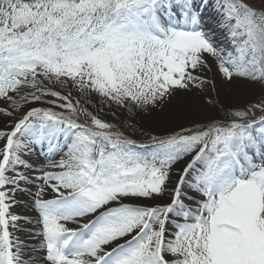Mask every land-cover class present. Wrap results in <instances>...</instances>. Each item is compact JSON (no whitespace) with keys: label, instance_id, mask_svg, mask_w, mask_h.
<instances>
[{"label":"snow or ice","instance_id":"6c2138e0","mask_svg":"<svg viewBox=\"0 0 264 264\" xmlns=\"http://www.w3.org/2000/svg\"><path fill=\"white\" fill-rule=\"evenodd\" d=\"M245 85L264 0H0V264H264V97L214 114Z\"/></svg>","mask_w":264,"mask_h":264},{"label":"rangeland","instance_id":"374dc122","mask_svg":"<svg viewBox=\"0 0 264 264\" xmlns=\"http://www.w3.org/2000/svg\"><path fill=\"white\" fill-rule=\"evenodd\" d=\"M259 2L260 0H257V3ZM213 3H215V0H213ZM208 12L210 14L212 13L211 7L208 9ZM216 35L219 40H223V34L219 29H217ZM209 75H211V73ZM56 87L58 88V86ZM225 88L237 92L239 94V99L235 100L234 103L230 105L219 103L214 114L221 118L225 117V114L231 110L250 107L252 104L258 102L262 97H264V92L261 91L259 86L252 87L245 85L243 88ZM76 95L77 94L74 93V97ZM212 95L213 98H215V92H213ZM202 103L203 101H201L199 95L195 93L173 99L167 106H165L163 112L158 111L155 113L159 118L158 127H151L148 125V123L143 117H137V128H142L146 132H152L153 134H156L158 132L162 133L169 128H177L179 124H184L185 126H188L191 124V121L194 116L197 119H203L204 115L198 113L197 111V106ZM81 104H85V100L83 98H81ZM101 115L104 116V118L108 119L109 122H113V117L111 116V113H102ZM129 122L130 121L126 120V123ZM129 131L134 132V135L137 138L147 140V136L143 135L141 131L136 129H130ZM23 210V206L16 209V211L18 212H22Z\"/></svg>","mask_w":264,"mask_h":264},{"label":"bare ground","instance_id":"6f19581e","mask_svg":"<svg viewBox=\"0 0 264 264\" xmlns=\"http://www.w3.org/2000/svg\"><path fill=\"white\" fill-rule=\"evenodd\" d=\"M213 24H214V22H213ZM237 99H239V94L237 92H234V91L229 90L227 88L221 89L220 96H219V103H224V104L230 105V104H233L234 101ZM197 111H198V113L204 115L202 110L197 109ZM143 118L145 119V121L148 123L149 126H151V127H158L159 126V118L157 117V115L155 113L152 116H148L145 114V115H143ZM24 211H25V209L21 213H23Z\"/></svg>","mask_w":264,"mask_h":264}]
</instances>
